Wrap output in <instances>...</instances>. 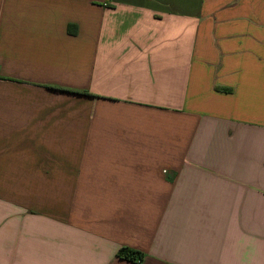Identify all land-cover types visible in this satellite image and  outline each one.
Segmentation results:
<instances>
[{"label": "crops", "instance_id": "crops-1", "mask_svg": "<svg viewBox=\"0 0 264 264\" xmlns=\"http://www.w3.org/2000/svg\"><path fill=\"white\" fill-rule=\"evenodd\" d=\"M0 264H264V0H0Z\"/></svg>", "mask_w": 264, "mask_h": 264}, {"label": "trees", "instance_id": "trees-1", "mask_svg": "<svg viewBox=\"0 0 264 264\" xmlns=\"http://www.w3.org/2000/svg\"><path fill=\"white\" fill-rule=\"evenodd\" d=\"M51 89L57 90V91H62V92H69L73 94H78V95H87V93H79L75 91H70V90H65V89H60V88H53L50 87ZM145 255L139 251H135L129 248H122L118 252V258L121 260L129 261V262H142L144 259Z\"/></svg>", "mask_w": 264, "mask_h": 264}]
</instances>
